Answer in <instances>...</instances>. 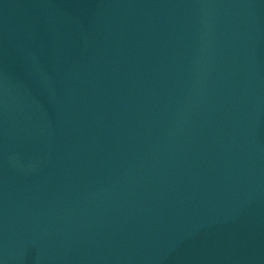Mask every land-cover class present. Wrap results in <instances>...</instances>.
Masks as SVG:
<instances>
[{
	"label": "water",
	"instance_id": "obj_1",
	"mask_svg": "<svg viewBox=\"0 0 264 264\" xmlns=\"http://www.w3.org/2000/svg\"><path fill=\"white\" fill-rule=\"evenodd\" d=\"M0 264H264V0H0Z\"/></svg>",
	"mask_w": 264,
	"mask_h": 264
}]
</instances>
